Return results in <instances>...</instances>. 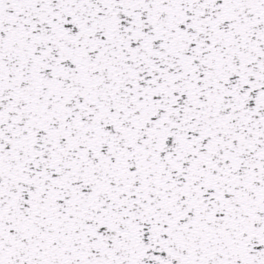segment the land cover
Listing matches in <instances>:
<instances>
[{
    "label": "snow or ice",
    "instance_id": "6c2138e0",
    "mask_svg": "<svg viewBox=\"0 0 264 264\" xmlns=\"http://www.w3.org/2000/svg\"><path fill=\"white\" fill-rule=\"evenodd\" d=\"M0 264H264V0H0Z\"/></svg>",
    "mask_w": 264,
    "mask_h": 264
}]
</instances>
